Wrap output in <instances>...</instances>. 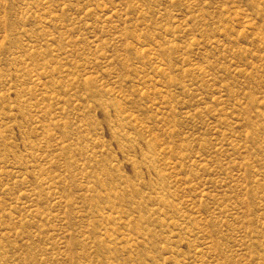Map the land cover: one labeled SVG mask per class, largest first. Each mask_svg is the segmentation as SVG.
Masks as SVG:
<instances>
[{
  "label": "rangeland",
  "instance_id": "rangeland-1",
  "mask_svg": "<svg viewBox=\"0 0 264 264\" xmlns=\"http://www.w3.org/2000/svg\"><path fill=\"white\" fill-rule=\"evenodd\" d=\"M0 264H264V0H0Z\"/></svg>",
  "mask_w": 264,
  "mask_h": 264
}]
</instances>
